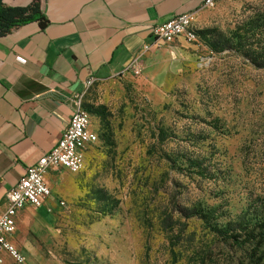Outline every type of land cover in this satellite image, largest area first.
<instances>
[{
    "label": "rangeland",
    "instance_id": "374dc122",
    "mask_svg": "<svg viewBox=\"0 0 264 264\" xmlns=\"http://www.w3.org/2000/svg\"><path fill=\"white\" fill-rule=\"evenodd\" d=\"M250 23H264V0H218L197 15L194 40L161 51V69L86 87L98 141L81 172L51 185L66 206L19 231L28 264L243 259L181 211L220 205L234 218L264 198V43L244 36ZM200 157L215 170L208 180L188 168Z\"/></svg>",
    "mask_w": 264,
    "mask_h": 264
},
{
    "label": "crops",
    "instance_id": "0c3cea01",
    "mask_svg": "<svg viewBox=\"0 0 264 264\" xmlns=\"http://www.w3.org/2000/svg\"><path fill=\"white\" fill-rule=\"evenodd\" d=\"M38 1L48 22L43 29L30 22L0 37V208L26 169L61 138L75 110L73 98L89 83L116 79L143 45L153 42L157 25L183 13L199 15L205 0ZM30 2L2 0L11 8ZM181 39L152 47L144 56L143 73L147 63L161 69V51ZM63 171L47 175L50 188L68 173ZM48 205L58 208L52 201ZM47 214L46 207L28 206L17 215L9 241L21 254L19 231L33 215L46 220ZM3 258V264H15L4 253Z\"/></svg>",
    "mask_w": 264,
    "mask_h": 264
},
{
    "label": "built area",
    "instance_id": "2783aa9c",
    "mask_svg": "<svg viewBox=\"0 0 264 264\" xmlns=\"http://www.w3.org/2000/svg\"><path fill=\"white\" fill-rule=\"evenodd\" d=\"M217 1L205 0L202 8L211 9ZM197 15V12L183 13L157 25L151 34L153 42L143 45L140 52L117 77L140 78L144 69V56L152 47L170 45L178 38L194 40L193 30ZM82 94L73 98L75 110L59 141L36 164L26 169L23 177L5 195L4 205L0 208V264L4 262L3 253L15 264H28L25 257L9 241V237L16 231L17 215L28 206L46 207L50 213V201L63 209L65 202L53 195L46 180L47 175L61 169L72 175L81 172L87 148L98 140L97 133L92 129L90 116L83 106Z\"/></svg>",
    "mask_w": 264,
    "mask_h": 264
},
{
    "label": "trees",
    "instance_id": "16d2710c",
    "mask_svg": "<svg viewBox=\"0 0 264 264\" xmlns=\"http://www.w3.org/2000/svg\"><path fill=\"white\" fill-rule=\"evenodd\" d=\"M30 22H38L41 29L48 23L41 14L38 0H31L30 4L24 8L6 7L0 0V37ZM249 26L243 32L244 36L252 39L259 32L261 42L264 43V23L259 26L250 23ZM121 78L124 77H116V79ZM187 162L188 168H193L195 174L203 180L210 179L215 172L205 157L189 158ZM217 172L219 173L218 170ZM219 208L220 205L199 204L184 208L181 213L184 218L196 217L201 220L223 245L240 250L243 253V259L238 264H264V198H257L254 201L247 199L245 207L234 218L218 213Z\"/></svg>",
    "mask_w": 264,
    "mask_h": 264
}]
</instances>
